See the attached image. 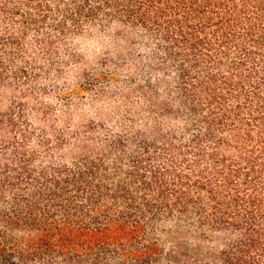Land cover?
I'll use <instances>...</instances> for the list:
<instances>
[{"label":"trees","instance_id":"1","mask_svg":"<svg viewBox=\"0 0 264 264\" xmlns=\"http://www.w3.org/2000/svg\"><path fill=\"white\" fill-rule=\"evenodd\" d=\"M97 24L154 43L185 124L70 156L0 111V264H264V0H0V96Z\"/></svg>","mask_w":264,"mask_h":264},{"label":"rangeland","instance_id":"2","mask_svg":"<svg viewBox=\"0 0 264 264\" xmlns=\"http://www.w3.org/2000/svg\"><path fill=\"white\" fill-rule=\"evenodd\" d=\"M102 25L56 39L49 56L40 55L35 43L36 72L31 69L29 81L0 96V111L22 100L17 114L28 130L69 139L62 153L70 156L83 144L100 147L109 135L179 130L185 124L163 114L164 105L179 109L178 83L154 43L127 25ZM30 142L38 147V139Z\"/></svg>","mask_w":264,"mask_h":264}]
</instances>
